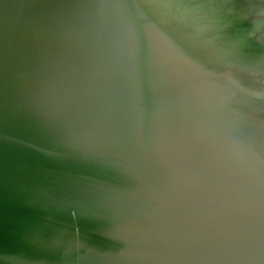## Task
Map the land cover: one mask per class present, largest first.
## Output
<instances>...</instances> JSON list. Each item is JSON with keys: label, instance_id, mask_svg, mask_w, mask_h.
Masks as SVG:
<instances>
[{"label": "water", "instance_id": "water-1", "mask_svg": "<svg viewBox=\"0 0 264 264\" xmlns=\"http://www.w3.org/2000/svg\"><path fill=\"white\" fill-rule=\"evenodd\" d=\"M0 264H264V0H0Z\"/></svg>", "mask_w": 264, "mask_h": 264}]
</instances>
